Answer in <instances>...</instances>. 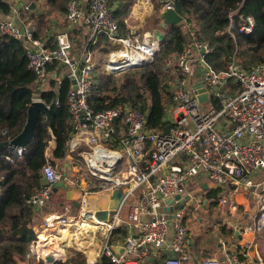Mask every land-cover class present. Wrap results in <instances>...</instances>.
Segmentation results:
<instances>
[{
    "label": "built area",
    "instance_id": "1",
    "mask_svg": "<svg viewBox=\"0 0 264 264\" xmlns=\"http://www.w3.org/2000/svg\"><path fill=\"white\" fill-rule=\"evenodd\" d=\"M172 8L174 0H167L161 10ZM17 17L0 21V33L26 46L28 67L35 74L39 90L46 88L52 75L56 77L47 72V66L54 62L61 66L58 80L75 81L67 95L73 130L70 151L82 161L84 172L78 170L72 174L58 162L47 161L42 169L44 183L27 203L36 209L43 207L57 182L69 189L81 188L82 198L78 214H48L42 220L43 229L55 231L73 225L81 230L90 222L104 230L106 238L101 252L86 264H96L101 257L113 264H147L157 254L150 249L162 248L171 233L174 255L166 257L163 264H183L188 258L187 201L171 213L162 209L166 199L177 195L190 198L191 182L197 184L204 177L208 183L223 189L219 201L227 207L234 205V191L248 190L256 212L250 221L241 224V231L264 235V62L246 69L232 59L226 68L218 70L208 61L212 53L209 43L188 30L187 44L172 63L181 76L171 87L173 106L167 112L166 125L169 129L153 131L147 126L145 112L123 105L97 112L90 106L89 96L95 88L97 70L91 47L99 38L104 37L119 47L101 64L107 76L117 71L107 68L116 54L145 56L148 62L141 68L148 66L159 48L156 38L141 39L135 30L121 35L109 0H88L86 6L83 0H69L64 15L69 30L56 34L52 46L34 39L31 29L21 25ZM81 25L89 31V38L76 58L69 32ZM230 26L233 29L234 23ZM253 27L254 20L248 16L239 31L250 33ZM197 69L199 77L193 83ZM194 84L206 88L207 101L199 102ZM36 101L42 100L34 97L32 102ZM23 152L24 147L8 148L4 159L12 163ZM119 189L124 198L107 222L98 220L94 212L85 208L87 195ZM122 226H126L127 235L121 243L123 253L117 254L112 250L110 237ZM38 242L37 237L26 255L27 260L38 264L67 261L63 252L39 250ZM47 258L52 260L48 262ZM202 264L263 263L249 261L242 251L229 253L226 262L207 258Z\"/></svg>",
    "mask_w": 264,
    "mask_h": 264
},
{
    "label": "trees",
    "instance_id": "2",
    "mask_svg": "<svg viewBox=\"0 0 264 264\" xmlns=\"http://www.w3.org/2000/svg\"><path fill=\"white\" fill-rule=\"evenodd\" d=\"M68 1L31 0L33 7L26 4L27 8L24 6L17 12L18 21L26 20L23 26L31 23L33 38L45 40L48 46H52L55 36L48 37L47 31L53 21L61 20L65 15L64 7ZM135 1L109 0L121 35H124L121 30L123 19ZM166 1L151 0L158 13ZM174 10L183 18V24L160 27L163 39L148 66L126 74L123 79H113L103 73L101 66H97L95 88L89 96V104L95 111L118 105L137 108L146 113L149 129H164L169 123L167 112L173 106L171 87L181 76L172 63L187 44L188 30L209 43L212 53L208 61L218 70L226 68L232 59L246 69L264 62V0H174ZM11 12L12 7L8 3H0V14L9 16ZM248 16L253 18L254 27L250 33L240 32L239 28ZM231 22L234 23L233 29ZM25 51L26 46L21 41L0 33V264H38L26 259L30 246L36 240L33 227L38 216L37 209L27 200L44 183V164L55 160L61 162L72 156L73 162L84 167L70 151L73 136L67 109L70 79L58 80L61 66L54 62L47 66V72L56 77L52 75L46 88L40 91L35 74L28 67ZM34 97L41 99L47 109L39 115L22 157L9 163L4 159L8 148L1 144L21 133ZM51 141L55 143L52 149ZM48 149L54 161L47 157ZM210 198L213 204L217 203L216 197ZM126 234L127 228L122 226L117 235L110 237V242ZM151 262L147 264H158ZM57 264H86V256L77 253ZM96 264L113 263L101 257Z\"/></svg>",
    "mask_w": 264,
    "mask_h": 264
},
{
    "label": "crops",
    "instance_id": "3",
    "mask_svg": "<svg viewBox=\"0 0 264 264\" xmlns=\"http://www.w3.org/2000/svg\"><path fill=\"white\" fill-rule=\"evenodd\" d=\"M87 1L88 0H83L84 6H86ZM5 2L8 3L11 7L12 3H16L18 6L20 4H26V0H5ZM28 3L30 5L33 4L31 1H29ZM17 10L12 8V12L14 13L11 12V14L9 16H6L5 19H10L12 17L15 18L17 12H20L21 9ZM161 13V9L159 13L154 10V6L151 0H136L127 16L123 19L124 27H121V30L123 32L122 34L126 36L130 31L135 30L138 31L139 35L141 36V39H155V34L157 32H160V23L162 21L160 20ZM62 20L65 24V29L69 30L64 16L59 21ZM26 27L31 29L32 31L31 23H27ZM147 32L150 33L149 36H147ZM69 33L73 42V55L77 58L82 52V44H84L86 39L89 38V31L81 25L80 27L71 29ZM47 36L50 37V35ZM109 48L111 49L110 53L116 50L115 48L119 49L118 46L112 45L104 37L99 38L98 42L91 47V53L93 54L97 66H101V64L106 61V59L110 55V53L108 52ZM123 61L125 63L124 59L117 60L118 63ZM198 77L199 71L197 69L192 79L193 83L198 80ZM54 144V141L50 142L51 149L54 147ZM47 157L52 161L55 160L53 158L51 150L49 149L47 150ZM54 162L57 163L58 160H55ZM63 163V165H65L63 169L68 170L69 173L76 174L79 170L78 165L73 162L72 156H68L63 161ZM73 163L76 166L73 167ZM210 189H220L221 192L219 197H216V204L212 203V198H209L211 199V201L209 200L207 201V203L214 205L219 210H226L230 218L226 222L218 221L216 223V226L219 227V235L224 238L225 241L221 240L222 238H218V242L215 243V249L209 248L206 252H202L197 245H192L193 241H190L188 236L186 249V252H188V258L186 260H183L182 263L202 264V262L207 259V257L216 258L220 261L226 262V256L229 253L244 251L249 261H254L257 263L262 262L264 264V235H258L254 232L241 231V224L250 221L256 212L253 199L248 190L241 189L234 191L233 204L235 205V207H233L234 205L227 207L226 205L221 204L219 202V198L223 195V189L216 187L203 179L199 180L197 184L192 182L190 193L204 192ZM81 190V188L69 189L64 186L57 193H52L50 198L44 204V206L37 209L38 216L35 217L36 223L33 228L35 231L36 239L38 237L39 240V250L41 248L43 252H63L68 259L72 258L76 253L67 254V252H88L86 254L84 253L86 256L87 263L89 259L96 258V252H101V248L103 246L102 244L106 238L104 230L94 227L91 223L85 224L84 227L87 226V228L81 230H78L77 228L73 227V225L57 229L55 231H46L41 227L42 220L48 214L62 213L71 216L78 214L79 203L80 199L82 198ZM206 194L207 196H210L209 192ZM111 196L112 193H103L100 195H87L84 200L85 208L88 211L94 213L97 211H107L108 213H112L115 208V201L112 199ZM76 203H78L77 207H75ZM73 210H75V213L73 212ZM126 210L127 208L125 209V211ZM211 214L213 213L211 212ZM110 216L111 215H109L108 220L110 219ZM115 235H117V233H115ZM126 235L122 236L121 238L115 241H112L111 243L114 245L113 247H122L121 243L122 240L126 237ZM99 238L101 241L99 240ZM171 241L172 234L170 233L167 242L163 245L162 248L157 250L154 248L150 249V252H157V254L155 255L156 258L152 262L163 264L164 259L166 257L174 255V251L171 249ZM210 246L213 247V245Z\"/></svg>",
    "mask_w": 264,
    "mask_h": 264
},
{
    "label": "rangeland",
    "instance_id": "4",
    "mask_svg": "<svg viewBox=\"0 0 264 264\" xmlns=\"http://www.w3.org/2000/svg\"><path fill=\"white\" fill-rule=\"evenodd\" d=\"M29 1H31V0H26L27 5L29 4L28 3ZM24 4H20L18 6L16 3H12V8H14L16 10L21 9L26 5V4L25 5ZM66 5L64 7L65 9H66ZM31 6H32V4H31ZM18 16H19V14H18ZM5 18H6V16L0 14V19L5 20ZM20 18H21V16H20ZM23 20L20 19L21 25L23 22L26 21V20L25 21H23ZM53 20H56V19H53ZM1 21H3V20H1ZM25 26H27V24H25ZM65 28L66 27H65V24L63 23V20L62 21L56 20V21H53L51 23V28L47 31V33L50 36L51 35L56 36V34L66 30ZM115 49L116 50H114V51L119 50L117 48H115ZM110 50L111 49L109 48V51H108L109 53H110ZM135 71H136L135 68H131V69L126 70L124 72L113 74L110 77L113 79H123L126 74L132 73ZM62 75H63V73H62ZM174 110H176V108ZM63 164H64L63 161L59 162V166H61L62 168H64V166H65ZM76 165H78L79 170L84 172V168L81 167L82 166L81 164L77 163ZM76 165H74V163L72 164L73 167ZM203 180H204V177H203ZM191 184H192V182H191ZM208 192H209L210 196H207L206 193H208ZM220 192H221L220 189H213V190L210 189V190H206L204 192H191V195H190L191 197L186 202L185 226L188 230L189 240L193 241L192 245L193 244L197 245L202 252H206L207 249H209V248L215 249V243L218 242L217 241L218 238H222L219 235V229H218L219 227L216 226V223L218 221L219 222L220 221L226 222L227 220L230 219L226 210H223V209L219 210L214 205L207 203V201H209V200L211 201V199H209L210 197H213V198L219 197ZM124 212H125V209H124ZM211 212L213 214H211ZM99 240H100V238H99ZM221 240L225 241L224 238H222ZM210 245H213V247ZM74 253H76V254L77 253H82V254L85 253L86 254L88 252H67V254H74ZM96 253L98 254L99 252H96ZM209 258H212V257H209ZM213 259H216V258H213ZM67 260H69V259H67Z\"/></svg>",
    "mask_w": 264,
    "mask_h": 264
},
{
    "label": "water",
    "instance_id": "5",
    "mask_svg": "<svg viewBox=\"0 0 264 264\" xmlns=\"http://www.w3.org/2000/svg\"><path fill=\"white\" fill-rule=\"evenodd\" d=\"M160 18L162 20L160 23L161 28H165L170 25H178V24L182 25L183 24V18L173 8L163 11L160 14ZM146 34L147 36L150 35L149 32H147ZM155 37L158 43H160L163 39V34L161 32H157L155 34ZM116 73L117 71L113 72V74H116ZM71 83L75 84V81L72 80ZM192 87H193L194 93L197 99L199 100V102H205L208 100V92L205 87L201 86L200 84H194ZM46 109L47 107L44 104V102L42 101L32 102L28 108L26 124L23 130L21 131V133L14 139L3 142L1 146H4V147L6 146L10 150H12L14 147L26 146V144L31 140L33 136L35 125L39 118V115H43ZM168 129H169L168 126H166L165 132H167ZM63 187L64 185L62 182L55 183L52 187V193H57ZM111 197L115 201L114 209H116L124 198L123 191L121 189L116 190L112 193ZM188 197L189 196L181 197L177 195L174 198L166 199L164 201L165 206L163 207L162 211L166 213H171L174 209L182 205L188 199ZM77 206H78V203L75 204V207ZM73 212L75 213V210H73ZM110 213H108L107 211H97L95 212V217L100 221L107 222ZM112 250L117 254H121L124 251L123 247H113ZM51 260H52L51 258H47L48 262H50ZM54 264H57V262H55Z\"/></svg>",
    "mask_w": 264,
    "mask_h": 264
},
{
    "label": "bare ground",
    "instance_id": "6",
    "mask_svg": "<svg viewBox=\"0 0 264 264\" xmlns=\"http://www.w3.org/2000/svg\"><path fill=\"white\" fill-rule=\"evenodd\" d=\"M118 59H124L123 62L118 63ZM148 62V59L145 56L138 55V56H133L131 53H121V54H116L112 55L110 59V63L107 65V68L110 69H116L117 73L124 72L126 70H129L131 68L139 69L142 66L146 65ZM122 63V64H121ZM90 224V222H89ZM96 227V226H94Z\"/></svg>",
    "mask_w": 264,
    "mask_h": 264
}]
</instances>
